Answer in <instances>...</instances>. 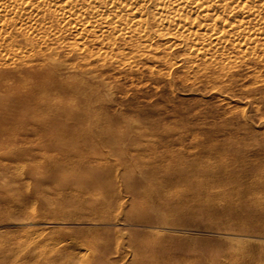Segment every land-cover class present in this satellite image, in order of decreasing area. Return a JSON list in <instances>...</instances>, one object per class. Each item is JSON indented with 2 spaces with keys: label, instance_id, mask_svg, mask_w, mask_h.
Returning <instances> with one entry per match:
<instances>
[{
  "label": "rangeland",
  "instance_id": "1",
  "mask_svg": "<svg viewBox=\"0 0 264 264\" xmlns=\"http://www.w3.org/2000/svg\"><path fill=\"white\" fill-rule=\"evenodd\" d=\"M18 38L0 63V264H264L263 65Z\"/></svg>",
  "mask_w": 264,
  "mask_h": 264
},
{
  "label": "bare ground",
  "instance_id": "2",
  "mask_svg": "<svg viewBox=\"0 0 264 264\" xmlns=\"http://www.w3.org/2000/svg\"><path fill=\"white\" fill-rule=\"evenodd\" d=\"M63 34L73 36L77 50L122 42L179 51L178 65L264 66V0H0V63L16 58V37L40 50Z\"/></svg>",
  "mask_w": 264,
  "mask_h": 264
}]
</instances>
